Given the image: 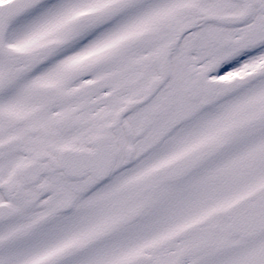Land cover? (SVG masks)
<instances>
[{"label":"snow or ice","instance_id":"obj_1","mask_svg":"<svg viewBox=\"0 0 264 264\" xmlns=\"http://www.w3.org/2000/svg\"><path fill=\"white\" fill-rule=\"evenodd\" d=\"M0 264H264V0H0Z\"/></svg>","mask_w":264,"mask_h":264}]
</instances>
